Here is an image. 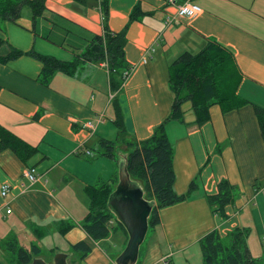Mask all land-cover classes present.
Instances as JSON below:
<instances>
[{"label":"crops","instance_id":"obj_1","mask_svg":"<svg viewBox=\"0 0 264 264\" xmlns=\"http://www.w3.org/2000/svg\"><path fill=\"white\" fill-rule=\"evenodd\" d=\"M140 1L154 14L129 24L126 32L125 60L133 71L117 97L127 138L147 139L169 114L168 65L183 52H198L207 40L232 52L242 74L237 92L249 103L224 115L212 107L210 121L201 127L194 125L190 103H184V122L167 125L174 149V191L186 193L192 180L197 186L186 201L159 211L160 223L152 228L137 264H171L174 257L178 264H192L200 239L214 230L224 238L236 228L248 229L251 253L256 224V238L264 235V221L255 220L264 213V138L253 108L264 110V0H194L200 14L177 17L167 27L164 20L174 16L175 5L167 0ZM137 2L109 0L107 23L112 32L124 29ZM101 33L99 8L71 0H46L43 17L34 24L29 13L0 26V39L11 47L66 61L84 52L92 37ZM0 52L6 54L7 47ZM40 70V63L29 56L0 63V125L38 147L27 164L10 151L0 152V188L10 187L6 198L0 195V264L10 260L5 244L12 240L25 249L37 245L40 257L44 251L52 257L70 254L66 247L84 241L91 252L81 264H114L115 258L99 246L101 241L92 242L81 228L87 203L80 216L79 207L71 204L73 196L82 205L86 186L114 176L113 161L124 155L120 150L114 159L96 156L93 159L99 160L90 163L78 159L95 156L100 139L116 138L113 115L107 119L113 97L107 69L104 63L85 64L75 76L54 74L47 86L38 82ZM100 115L103 122L97 124ZM87 122L95 125L94 130L84 128ZM29 167L40 175L33 184L24 176ZM223 179L238 193L225 209L226 219L206 203V196L215 195ZM60 221L75 227L61 236L56 227Z\"/></svg>","mask_w":264,"mask_h":264},{"label":"trees","instance_id":"obj_2","mask_svg":"<svg viewBox=\"0 0 264 264\" xmlns=\"http://www.w3.org/2000/svg\"><path fill=\"white\" fill-rule=\"evenodd\" d=\"M71 1L86 7L96 6L101 12L102 33L92 37L84 52L76 53L71 60L66 61L33 50L20 51L0 39V50L3 46L7 47L6 54L0 52V63L5 64L22 56L35 59L41 65L38 82L44 86L49 84L56 73L75 76L85 64L106 63L108 87L113 95L110 104L116 138L113 141L100 139L97 149L93 151L96 156L114 159L121 148H124L126 169L131 180L141 186L146 200L155 201L148 219V228H153L160 223V210L186 201L197 186L195 180H192L186 193L177 194L174 191L173 147L166 135L167 125L171 122H184L182 110L184 103H190L195 117L194 125L197 127L210 121V109L214 106L219 107L224 115L247 105L249 102L241 98L237 92L242 74L232 52L214 41L207 40L205 46L196 53L187 51L181 53L168 65V85L172 94L169 114L153 129L147 139L141 141L129 139L126 137L123 113L117 97L122 89L123 72L130 69L124 53L126 32L129 24L142 22L145 17L153 16L154 12L145 10L138 0L129 14L124 29L112 32L107 23L109 0ZM26 7L34 24L43 17L46 0H0L1 28L5 23H16L22 15L23 8ZM253 108L264 138V110L257 106ZM39 116L40 113H37L34 119L37 120ZM4 151H10L22 163L27 164L38 153V147L26 143L0 125V152ZM117 181L118 175H114L108 180H98L94 185L84 188L87 213L82 220L81 228L92 242L105 240L118 231L126 234L106 206ZM237 196V189L223 179L217 185V193L206 196V203L214 214L226 219L225 209L233 205ZM56 227L57 232L64 236L75 225L60 221ZM249 233L250 231L244 228H236L224 238L215 230L208 233L199 241L202 264H264V254L262 257L253 258L249 251L247 246ZM5 249L10 257L7 264H29L33 258L41 255L37 245L32 244L29 249H25L18 246L15 240L7 242ZM69 249L71 254L76 256L72 261H76L77 264L91 252L90 245L84 241L71 245ZM70 261L68 260V264Z\"/></svg>","mask_w":264,"mask_h":264},{"label":"water","instance_id":"obj_3","mask_svg":"<svg viewBox=\"0 0 264 264\" xmlns=\"http://www.w3.org/2000/svg\"><path fill=\"white\" fill-rule=\"evenodd\" d=\"M106 206L116 221L122 225L128 237L114 264H137L140 246L145 240L148 219L155 201L146 200L141 186L131 180L126 169V155L119 160L118 181L107 199ZM69 258L70 254L58 252L53 255L52 263L37 257L29 264H68Z\"/></svg>","mask_w":264,"mask_h":264},{"label":"rangeland","instance_id":"obj_4","mask_svg":"<svg viewBox=\"0 0 264 264\" xmlns=\"http://www.w3.org/2000/svg\"><path fill=\"white\" fill-rule=\"evenodd\" d=\"M29 13H30V11H29V9L27 7L23 8L20 20H23V17H25L26 14L29 15ZM64 57H66V56H64ZM112 115H113L112 114V105L110 104L107 107V119H109L110 117L112 118ZM103 118H104V116H103ZM108 125H109V122H108ZM172 147H173V145H172ZM121 150L123 151L124 148H121ZM95 157H96V155L94 156L92 154L90 157L81 156L78 159L79 160H83V161L85 160L88 163H90V161H92V159L95 158ZM97 158L93 159L94 162H97V160H99ZM115 158H118V155ZM115 160L113 161V164L115 166V175H118V162H119L120 159H115ZM70 191L72 193H74V189H71ZM71 197H72V199H71L72 206L76 207V208L79 207L78 211H79L80 214L78 216H80L81 214L83 215V208H85V205L87 203L86 195H84V194L82 195V197H83L82 205H81L80 201H76V198H74L73 196H71ZM78 219H79V217H78ZM255 220L258 221V222L260 220L264 221V213L262 214L261 218L256 216ZM255 230H259L258 224H256V227H255V229H253L252 234H251V237H252V240H251L252 252L251 253H252V257L253 258H259V257H262L263 254H264V235L259 236V237L256 238ZM151 235H152V228H149L148 231H147L145 240H144L143 244L140 246V255H139L140 257H141V254H142V250L144 249V246L148 242V240L150 239ZM127 240H128L127 234H125L122 231H118L116 234H112L109 238H107L105 240H102L101 242L99 241L100 242L99 246L102 247L103 250H105V252H107L110 255L111 259H113V258H116L120 254V252L124 249V247H125V245L127 243ZM114 244H118L119 245V246L117 245L118 249L114 248ZM199 248L200 247L196 248V259H195V253H194V256H192L190 258L192 264H202V258L200 257L201 251H200ZM66 249L71 254V251H70L69 247L68 248L66 247L65 250ZM71 255L72 256L69 259L71 261L69 263L71 264V262H72L73 264H77L76 261H72L73 259H75L76 256L73 257L74 255L73 254H71ZM41 257H43V259L44 258L47 259L48 263H52V258L53 257L50 256V254L48 252L44 251ZM178 263L179 262L177 261V258H175V257L172 258V263L171 264H178ZM79 264H81V262Z\"/></svg>","mask_w":264,"mask_h":264},{"label":"built area","instance_id":"obj_5","mask_svg":"<svg viewBox=\"0 0 264 264\" xmlns=\"http://www.w3.org/2000/svg\"><path fill=\"white\" fill-rule=\"evenodd\" d=\"M167 2L170 5H175L176 6V12L174 14V16H168L165 18L164 20V25L165 27L169 26L172 21L175 18H184V19H190L193 18L195 16H197L198 14H200L201 12V8L197 5V3L194 0H185V1H181V0H167ZM105 67L107 69V65L106 63ZM108 71V70H107ZM133 68L130 66L129 70H126L123 72V83H122V87L124 86L125 82L127 81V79L129 78L130 74L132 73ZM97 124L102 123L103 122V115H100L97 119ZM84 128L89 129V130H94L95 125H93L90 122H87L84 125ZM24 176L27 178V180L33 184L37 181H39L40 179V175L36 172L35 168L33 167H29L26 169ZM9 186L7 184H4L1 186L0 188V195L2 198H6V196L9 193ZM10 211L7 210V213H9Z\"/></svg>","mask_w":264,"mask_h":264},{"label":"bare ground","instance_id":"obj_6","mask_svg":"<svg viewBox=\"0 0 264 264\" xmlns=\"http://www.w3.org/2000/svg\"><path fill=\"white\" fill-rule=\"evenodd\" d=\"M117 233V232H116Z\"/></svg>","mask_w":264,"mask_h":264}]
</instances>
